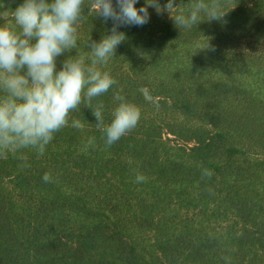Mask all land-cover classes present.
<instances>
[{
	"label": "clouds",
	"instance_id": "obj_1",
	"mask_svg": "<svg viewBox=\"0 0 264 264\" xmlns=\"http://www.w3.org/2000/svg\"><path fill=\"white\" fill-rule=\"evenodd\" d=\"M23 0L14 10H0V158L31 148L42 156L55 133L69 124L70 112L81 104L91 110L95 127L107 146L118 142L135 129L141 109L114 92L117 106L111 110V121H105V104L99 97L118 82L101 66L116 57L118 46L127 39L122 26H143L150 20L149 9L158 15L167 13L175 27L191 29L202 22L221 21L228 11L226 0H190L176 6V0ZM87 9V13L85 10ZM112 21L110 34L100 41L87 42V52L78 44V28L89 15ZM206 18V19H205ZM208 50H214L210 44ZM75 52V55L72 53ZM58 70V58L65 56ZM144 100L159 108V98L147 87H141ZM95 101V103H94ZM72 127L84 124L72 120ZM92 141L90 140L89 143ZM27 165V157L21 156ZM208 169L202 179L210 177ZM44 182L52 177L45 173ZM147 178L137 174L136 182Z\"/></svg>",
	"mask_w": 264,
	"mask_h": 264
}]
</instances>
